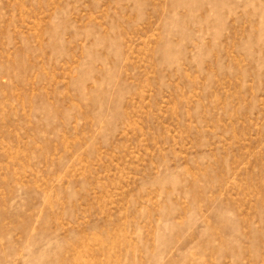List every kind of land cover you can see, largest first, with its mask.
Returning <instances> with one entry per match:
<instances>
[{"label":"rangeland","instance_id":"1","mask_svg":"<svg viewBox=\"0 0 264 264\" xmlns=\"http://www.w3.org/2000/svg\"><path fill=\"white\" fill-rule=\"evenodd\" d=\"M0 264H264V0H0Z\"/></svg>","mask_w":264,"mask_h":264}]
</instances>
